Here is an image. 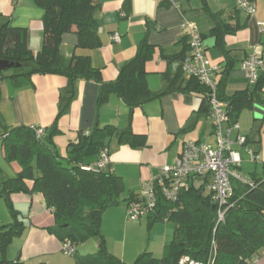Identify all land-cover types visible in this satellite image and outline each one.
Returning a JSON list of instances; mask_svg holds the SVG:
<instances>
[{
  "label": "crops",
  "instance_id": "obj_1",
  "mask_svg": "<svg viewBox=\"0 0 264 264\" xmlns=\"http://www.w3.org/2000/svg\"><path fill=\"white\" fill-rule=\"evenodd\" d=\"M96 2L98 6L93 16L99 26L101 47L85 51L76 48L77 38L74 34L63 35L59 51V61L63 67L68 65L73 52L77 55L88 54L93 68L100 71L102 81L114 82L122 67L135 57L140 42L145 38L148 44L155 48L152 58L145 65L146 83L151 92H163L169 88L170 80L176 74H181V57L185 59L189 56V50L183 51V39L187 35L183 24L189 22L204 36L203 46L207 58L216 68L217 81L229 62L231 63L223 88L225 96L230 97L251 87L240 69L241 62L247 57L260 56L262 67L258 75L264 74V0L252 2L254 13L250 16L238 8L239 0H204L209 12L216 15V20L205 12L202 0ZM42 16L43 11L32 0H0V27L9 24L15 28L26 29L27 46L33 53L38 52L42 44ZM215 21L227 25L231 31L241 27L233 34L224 35L223 50L216 45V39L209 35ZM114 34L119 35V42L111 41ZM223 51L228 52L227 58ZM178 55L180 58L176 59L175 56ZM181 76V81L175 85V89L179 85L184 86L187 81L183 74ZM6 81L8 82L0 83V131L3 126L48 128L55 120L61 98L70 88L68 81L60 76H32L28 79L19 77ZM98 92L99 84L93 81H76L73 84L70 104L66 113L57 120V128L61 134L54 138V142L59 137H68L69 141H73L77 131H89L95 125H114L118 128L128 125L126 105L115 95H110L107 102L98 107ZM262 97L264 98V93ZM206 107L207 104L200 94L173 90L132 112L130 129L134 134L146 136L145 148L134 149L111 141L114 144L113 147H110V144L108 146L109 169L123 182L132 184L125 202H120L118 206L104 213L106 220L101 223L100 232L108 251L113 252L106 241V221L122 222L127 226L139 228L148 224V220H145V223L140 219L135 221L136 223L129 222L127 217V202L131 196L139 194L142 183L157 174L162 166L174 165L186 142L214 144L212 121ZM253 110L241 111L236 121L238 130L234 131L231 137L235 140L237 135H241L248 140L244 146H233L242 160L238 171L245 176L251 173L261 175L264 164V134L261 133L260 127L251 136L252 121H255ZM251 148H254L251 152L262 157L263 162H260V159L257 162L250 161L247 151ZM245 162L249 165L247 171L243 169ZM19 170L18 164L8 163L4 159L0 139V179L12 178ZM209 181V178L198 177L194 184L197 187L204 184L205 192L208 193L206 188ZM27 186L30 188L31 183L27 182ZM9 201L15 218L0 198L3 203V206H0V226L9 225L16 219L23 225V231L7 248L8 263H74V258H67L62 254L61 243L48 232L49 229L55 228V222L40 194L14 193L9 196ZM159 225H151L150 232ZM162 227L164 231L159 239V246L163 255L164 246L171 241L173 233L166 226ZM86 247L93 251L97 249L94 243ZM146 250L154 254V249ZM110 254L117 257L115 252ZM76 255L80 256L77 250ZM256 264H264V251Z\"/></svg>",
  "mask_w": 264,
  "mask_h": 264
},
{
  "label": "trees",
  "instance_id": "obj_2",
  "mask_svg": "<svg viewBox=\"0 0 264 264\" xmlns=\"http://www.w3.org/2000/svg\"><path fill=\"white\" fill-rule=\"evenodd\" d=\"M252 3L255 0H247ZM43 11L42 44L33 53L27 46L28 32L5 24L0 27V61L19 64L12 69L19 70L11 75L0 71V83L6 79L32 76H60L70 84L66 95L61 98L53 123L42 130L37 137L38 128L28 126L1 127L0 139L4 159L20 167L18 173L9 179H0V198L6 203L9 213L15 218L9 196L14 193H38L53 216L55 228L48 232L61 243H70L75 254L73 264H125L107 251L105 239L100 232L103 213L120 204L123 191L122 179L109 169H92L99 153L108 150L111 141L128 145L134 149L147 146L145 135L132 133L130 118L133 110L160 98L165 93L178 90L181 93H198L207 104V88L195 78L186 77L184 86L175 85L181 81V74L170 80L167 90L153 93L146 83V63L152 58L155 48L143 38L135 57L122 67L114 82H103L99 70L93 68L88 54L72 53L69 63L63 67L59 61L61 38L74 34L77 47L91 51L101 47L99 26L93 16L98 6L96 0H32ZM203 9L209 12L204 0ZM241 27L231 31L227 25L215 21L209 35L216 39V45L223 50L224 35L233 34ZM201 40L204 38L200 35ZM184 49L189 50L188 36L183 39ZM226 58L228 52L223 51ZM176 59L180 55L175 56ZM183 62V57H181ZM228 66L217 81V98L224 103L227 121L237 124L241 111L257 107L261 112L260 131L264 134V74L257 75L251 87L227 97L223 88ZM9 70V69H8ZM76 81H93L99 84L97 106L104 105L110 95L118 97L128 108V125L118 128L114 125H95L89 131H77L75 140L66 146V156L57 150L54 138L61 134L57 120L66 113L73 96ZM181 87V88H180ZM40 129V128H39ZM248 140L246 139L245 144ZM109 154V152H108ZM262 174H241L244 181L232 182L233 194L230 208L223 220L216 218V206L210 194H205L204 184L195 186L187 182L175 202L159 196L154 211L147 215L148 227L155 223H173L171 241L164 246L161 258L150 252L140 253L134 264H178L182 257L203 264H256L264 251V164ZM27 182L31 183L28 188ZM139 195V194H138ZM131 196L128 205L138 197ZM166 218V220H164ZM23 231V225L16 219L13 223L0 226V264H12L6 260V251L12 240ZM95 239L97 252L92 256L76 255V246ZM16 264V262H14Z\"/></svg>",
  "mask_w": 264,
  "mask_h": 264
},
{
  "label": "built area",
  "instance_id": "obj_3",
  "mask_svg": "<svg viewBox=\"0 0 264 264\" xmlns=\"http://www.w3.org/2000/svg\"><path fill=\"white\" fill-rule=\"evenodd\" d=\"M238 8L248 16L254 13L252 3L247 0H239ZM183 27L187 30L189 56L181 65L184 76L195 78L207 88V100L210 109V118L213 126L215 142L210 144H197L186 142L182 152L172 166H162L158 173L142 183L141 190L135 201L127 207V217L131 221H137L143 216L151 214L157 205V198L175 202L181 188L189 181L195 182L196 178H209L207 191L213 204L216 206V218L223 220L226 211L230 208V199L233 194L232 182L244 181L238 171L242 160L240 154L234 151L233 146H244L246 138L237 135L232 140V134L238 130L237 124H229L224 105L217 98L216 68L206 56L203 42L194 24L186 22ZM118 34L111 36L112 42H119ZM262 67V59L258 55H251L240 64L249 85H253L257 79L258 71ZM37 137L42 135V130H36ZM251 162H257V154L247 151ZM109 164L107 149L99 153L97 161L92 169H104ZM166 220V218L164 219ZM64 256L72 257L75 249L70 243L61 246ZM178 264H203L189 257H182Z\"/></svg>",
  "mask_w": 264,
  "mask_h": 264
},
{
  "label": "rangeland",
  "instance_id": "obj_4",
  "mask_svg": "<svg viewBox=\"0 0 264 264\" xmlns=\"http://www.w3.org/2000/svg\"><path fill=\"white\" fill-rule=\"evenodd\" d=\"M196 30H197V28H196ZM17 71H19V70L9 69V70L5 71V75H10V74H13ZM6 80H8V79H6ZM6 80H4V82H8ZM255 109H258V108L254 107V110H253V112H254L253 119H255V121L254 120L252 121L253 129L251 132V136L254 135V132H256V129H258V127H260V124H261L260 121L258 120L260 118V114L257 112V110L255 111ZM68 142H69L68 137H59L57 139V141L55 142L57 150L59 151V153L62 157L66 156V146H67ZM113 144L114 143L111 142L110 147H113ZM256 149H257V147H256ZM251 150L253 151L254 148H251L250 151ZM259 159H260V162H263L262 157L259 156ZM248 167H249V165L245 162V164H243L244 171H245V169L247 171V169H249ZM246 176H248V175H246ZM130 184H132V183L131 182L130 183L129 182H127V183L123 182V191L119 197V200L122 203H124L125 200L129 196V189H131ZM205 194H207V193L205 192ZM2 204L3 203L0 202V206ZM104 213H103L102 218H101V223L103 222V220H106V217H104ZM145 220H147V218L144 216L140 218V221L145 222ZM129 222L136 223L135 221H131V220H129ZM155 224H160V225H159V227L158 226L155 227L156 229L154 231L150 232L151 229L148 227L147 223L145 224V226L143 228H139V227H134L131 225L127 226L122 222L110 223V222L106 221V228H108L106 241H108V244L110 245V248L113 250V252L108 251V250L107 251L109 253H113V254L115 252L117 254V257L125 264H134L136 257L140 253L147 251L146 249H150V250L154 249L153 250L154 257H156V258L161 257L162 254H161V248L159 246V239H160V237L162 238V234L164 231V229H163L164 227H162V226H166L173 233L174 224L173 223H155ZM96 242L97 241H95V239H90L86 243L76 246L77 254H79L80 256H92V255H94L97 252V249L95 251L88 250V249H86V248H88L86 246H88L89 244H92V243H94L97 246ZM88 251H90V252H88ZM82 253H87V254H82ZM67 258H69V257H67Z\"/></svg>",
  "mask_w": 264,
  "mask_h": 264
},
{
  "label": "water",
  "instance_id": "obj_5",
  "mask_svg": "<svg viewBox=\"0 0 264 264\" xmlns=\"http://www.w3.org/2000/svg\"><path fill=\"white\" fill-rule=\"evenodd\" d=\"M19 64H15L13 62H8V61H0V71H5V70H8V69H12L14 67H18ZM257 112L260 114V118H261V112L260 110H257ZM259 118V119H260Z\"/></svg>",
  "mask_w": 264,
  "mask_h": 264
}]
</instances>
